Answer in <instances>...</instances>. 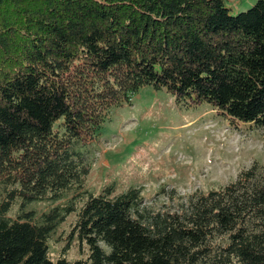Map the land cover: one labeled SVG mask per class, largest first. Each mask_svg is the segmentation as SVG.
<instances>
[{"label":"trees","instance_id":"trees-1","mask_svg":"<svg viewBox=\"0 0 264 264\" xmlns=\"http://www.w3.org/2000/svg\"><path fill=\"white\" fill-rule=\"evenodd\" d=\"M148 86L263 129L264 0L236 16L222 0H0V264H69L68 244L52 262L46 241L70 215L89 252L72 264H264L257 163L173 212L136 187L84 190L87 147Z\"/></svg>","mask_w":264,"mask_h":264},{"label":"rangeland","instance_id":"rangeland-1","mask_svg":"<svg viewBox=\"0 0 264 264\" xmlns=\"http://www.w3.org/2000/svg\"><path fill=\"white\" fill-rule=\"evenodd\" d=\"M222 1L228 14L236 16L258 0ZM87 149L91 170L84 190L96 195L111 186L117 195L136 187L151 212H173L193 193L205 194L233 182L252 163L264 167V128L230 125L207 104L179 108L166 91L148 86L130 102L112 108L97 142ZM161 189L164 194L158 195ZM71 196L67 193L55 204L35 202L25 211L39 217L54 205H65ZM17 209L8 216L15 218ZM74 221L75 215L68 216L47 239L50 261L59 259L66 244L69 264L87 259V247L75 236L68 239Z\"/></svg>","mask_w":264,"mask_h":264}]
</instances>
